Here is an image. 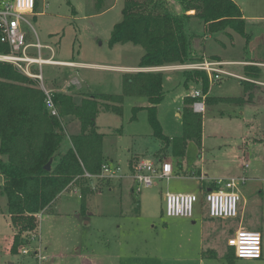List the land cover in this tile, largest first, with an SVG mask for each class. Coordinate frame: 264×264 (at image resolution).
<instances>
[{
    "label": "rangeland",
    "instance_id": "374dc122",
    "mask_svg": "<svg viewBox=\"0 0 264 264\" xmlns=\"http://www.w3.org/2000/svg\"><path fill=\"white\" fill-rule=\"evenodd\" d=\"M233 1L246 20L250 43L231 30L228 35L210 37L196 20L191 25L192 32L200 35L194 48L202 62L224 63L223 70L245 79L222 75L217 83L209 85L201 115V146L189 141L182 160L168 152L154 158L162 145L153 136L147 110L133 118V107L150 106L137 96L125 95L122 115L105 111L96 120L98 132L105 135L106 162L121 166L128 174L129 163L137 156V160L167 161L175 177L169 182L157 180L150 188H139L130 179L122 185L114 183L111 189V185L99 182L87 186V195L82 189L75 195L69 186L39 216L38 231L15 255L10 252L14 227L9 221L7 200L0 194V264H264V147L260 145L264 144V85H260L264 83V66H259L257 78L246 74L254 61H264V0ZM123 6L124 0H106L99 11L95 0H38L35 14L28 16L30 26L23 28L27 44H35L37 36L41 44L52 49L42 50L44 60L53 57L54 61L82 62L100 68L44 65L42 80L25 76L44 92L47 105V94L52 98L57 93L52 90L59 89V85L67 86L66 94L73 97L122 95L125 74L163 72L165 98L158 106V120L166 136L180 138L184 130L178 113L191 91H202V80L193 78L187 90L183 74L193 70H159L179 64L137 68L144 54L141 47L131 43L110 47L111 33L122 20ZM28 52L38 57L34 48ZM121 67L125 70H118ZM30 72L41 74L36 66ZM79 133V124L68 126L61 151L70 147L71 138ZM243 177L247 181L239 183L237 192L246 203V213L236 220H211L204 201L196 205L193 219L166 217L168 192L194 193L201 200L213 181ZM82 184L77 183L79 188ZM244 216L245 225H240ZM208 222H219L220 230L212 236L207 235ZM257 230L263 236L262 259L232 257L228 239L236 231ZM212 251L215 258L210 256Z\"/></svg>",
    "mask_w": 264,
    "mask_h": 264
},
{
    "label": "trees",
    "instance_id": "16d2710c",
    "mask_svg": "<svg viewBox=\"0 0 264 264\" xmlns=\"http://www.w3.org/2000/svg\"><path fill=\"white\" fill-rule=\"evenodd\" d=\"M4 1L0 0V5ZM105 1L95 0L99 11ZM37 7L38 0L35 10ZM195 20L210 37L228 35L231 30L247 44L251 41L243 13L233 0H124L122 20L114 26L109 45L131 43L141 47L144 54L137 68L201 63L203 58L194 48L200 35L191 30ZM9 53L10 48L0 40V55ZM253 63L264 64V61ZM246 69L247 76L253 78L260 73L256 64ZM21 73L12 64L0 62V194L7 200L9 221L14 227L12 255L17 254L38 231L39 216L79 176L85 171L93 174L101 171L106 163L105 135L98 132L96 120L105 111L122 115L125 95L141 97L150 104L133 107V118L138 112L147 110L153 136L164 147L172 149L173 157L182 160L191 140L201 146L203 118L193 112L195 100L190 96L184 98L181 111L183 135L171 139L164 134L158 120V106L165 98L163 72L125 74L122 95L73 97L55 93L52 101L56 116L47 108L44 92ZM183 76L187 90L191 80L198 77L202 80L203 93H208L210 80L206 72L193 70L184 72ZM75 124H79V135L71 138L72 145L61 151L67 127ZM50 160L53 164L47 172L45 166ZM76 183H83L80 189L87 195V184L83 180ZM229 251L236 257L233 249Z\"/></svg>",
    "mask_w": 264,
    "mask_h": 264
},
{
    "label": "built area",
    "instance_id": "2783aa9c",
    "mask_svg": "<svg viewBox=\"0 0 264 264\" xmlns=\"http://www.w3.org/2000/svg\"><path fill=\"white\" fill-rule=\"evenodd\" d=\"M36 0H6L0 5V33L1 42L10 48L8 55H0V62L12 64L21 71L24 75L34 78L43 79L42 67L44 65H61L54 61V58L44 60L42 50H52L50 47L40 43L36 36L35 44H27V32L24 31L25 26H30L28 16L35 14ZM34 48L37 51L38 57L29 54V49ZM54 56V55H53ZM65 64L63 66H67ZM181 65V66H180ZM224 63L209 62L205 60L201 63L179 64V66L166 67L162 70L168 71H183L197 70L206 72L210 84L217 83L222 75L229 77H238L222 67ZM39 67L41 74H33L30 68ZM47 106L51 110L52 115H57V111L49 94ZM189 96L195 101L192 104L193 112L202 115L205 112L206 96L201 90H193ZM248 165L245 166V172ZM174 169L170 162L167 161H151L140 160L136 161L127 175L123 172L121 166L114 163H104L99 173L93 174L85 171L84 175L79 176L69 188L73 194H80L81 190L77 185V180H83L87 186L96 185L104 181H118L130 177L139 188H150L155 181L169 182L174 177ZM202 181V180H200ZM247 178H238L231 180H219L216 185L217 190L206 191L202 193V199L194 193H175L168 192L165 196V215L168 218L193 219L196 205L200 201H204L207 207L208 216L211 219L222 221L236 220L239 217V208L241 197L237 192L239 183H246ZM249 237H258L255 245L249 243ZM228 247L233 249L237 259L261 260L263 257V236L259 232H242L236 231L230 239H228ZM251 249L253 255L246 256L241 253ZM258 252V255L256 254Z\"/></svg>",
    "mask_w": 264,
    "mask_h": 264
},
{
    "label": "crops",
    "instance_id": "0c3cea01",
    "mask_svg": "<svg viewBox=\"0 0 264 264\" xmlns=\"http://www.w3.org/2000/svg\"><path fill=\"white\" fill-rule=\"evenodd\" d=\"M45 46H48V45H45ZM57 62H59V63H63V64H71L72 66H63V65H59V64H57L56 66H59V67H83V68H100V66L99 65H92V64H88V63H82V62H71V61H60V60H57ZM233 64H235V63H233ZM256 64V63H255ZM254 64V65H255ZM258 66H261V65H263L264 66V64H257ZM118 70H121V71H123V70H125L124 68H120V69H118ZM237 76V75H236ZM237 78H239V79H241V80H243V81H245V79L244 78H241V77H237ZM256 82L257 81H253L252 83L253 84H256ZM244 85V84H243ZM260 85H264V83H260ZM245 87H246V85H244ZM58 88L59 89H53L52 91L53 92H60V93H64V94H66L67 93V91H69V88L67 87V86H64L63 85V87L61 86V85H59L58 86ZM178 116H181V114L180 113H178ZM162 146L159 148V149H157V152L154 154L155 156H154V158H157L158 159V155L159 154H163L162 152H164V153H167L168 152V155L169 154H171V156H172V149L169 147V148H167V149H165V150H162V149H164V146H163V144H161ZM260 145H262V147H264V144H260ZM171 158V157H170ZM169 158V159H170ZM175 158V157H174ZM137 159H140L138 156L137 157H135V158H133L131 161H130V163H129V168H130V170H131V166L136 162V161H140V160H137ZM148 160V159H147ZM150 160V159H149ZM170 161V160H169ZM108 162H110V161H108ZM107 163V162H106ZM130 170H129V172H128V174L127 175H129L130 174ZM126 174V173H125ZM174 175V174H173ZM175 177V176H174ZM173 177V178H174ZM128 179H130V180H132L130 177H127V178H125V179H122V180H118V181H104L103 182V184H105L106 186H109V185H111V187H109L108 189H111L112 187H113V184L114 183H117V184H120V185H122V183H123V181L124 180H128ZM250 179V178H249ZM217 181H219V180H216V181H213L212 182V184L209 186V187H207V191H211L212 190V188L213 187H217V188H219L217 185H216V182ZM223 181H226V180H223ZM204 189V188H203ZM202 189V190H203ZM175 193H187V192H175ZM241 202H242V204H240V208H239V216H240V214L241 215H244V213H246V211H245V205H246V203H245V201H243L242 199H241ZM243 217V216H242ZM210 219V218H209ZM212 220V219H211ZM222 221V220H221ZM210 225H209V232H207V235H209V236H212V234H214L215 232H218V229L220 228L219 227V222H208ZM239 223H240V225H245V216H244V218H243V220H239ZM220 230V229H219ZM257 232H259V233H261V231L260 230H257ZM230 249V248H229ZM229 251V250H228ZM210 256L212 257V258H215L216 257V253H215V251H212V253L210 254Z\"/></svg>",
    "mask_w": 264,
    "mask_h": 264
},
{
    "label": "clouds",
    "instance_id": "9594fccd",
    "mask_svg": "<svg viewBox=\"0 0 264 264\" xmlns=\"http://www.w3.org/2000/svg\"><path fill=\"white\" fill-rule=\"evenodd\" d=\"M258 237H249V243L255 245ZM242 255L251 256L253 255V251L251 249L246 250L245 252L241 253ZM258 255V252L256 253Z\"/></svg>",
    "mask_w": 264,
    "mask_h": 264
},
{
    "label": "water",
    "instance_id": "95a60500",
    "mask_svg": "<svg viewBox=\"0 0 264 264\" xmlns=\"http://www.w3.org/2000/svg\"><path fill=\"white\" fill-rule=\"evenodd\" d=\"M52 164H53V160H50L49 163L45 166V170L47 172L51 171Z\"/></svg>",
    "mask_w": 264,
    "mask_h": 264
},
{
    "label": "bare ground",
    "instance_id": "6f19581e",
    "mask_svg": "<svg viewBox=\"0 0 264 264\" xmlns=\"http://www.w3.org/2000/svg\"><path fill=\"white\" fill-rule=\"evenodd\" d=\"M61 65H65V64H61ZM67 66H72L71 64L67 65Z\"/></svg>",
    "mask_w": 264,
    "mask_h": 264
}]
</instances>
